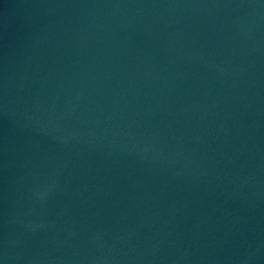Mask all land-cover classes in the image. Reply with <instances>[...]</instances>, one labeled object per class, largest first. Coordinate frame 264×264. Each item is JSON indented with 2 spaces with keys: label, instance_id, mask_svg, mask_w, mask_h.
Wrapping results in <instances>:
<instances>
[{
  "label": "water",
  "instance_id": "1",
  "mask_svg": "<svg viewBox=\"0 0 264 264\" xmlns=\"http://www.w3.org/2000/svg\"><path fill=\"white\" fill-rule=\"evenodd\" d=\"M0 264H264V0H0Z\"/></svg>",
  "mask_w": 264,
  "mask_h": 264
}]
</instances>
